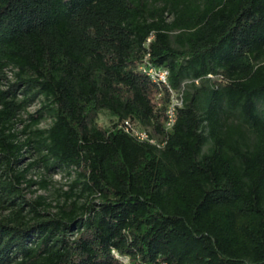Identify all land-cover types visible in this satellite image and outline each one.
Wrapping results in <instances>:
<instances>
[{
  "label": "trees",
  "instance_id": "obj_1",
  "mask_svg": "<svg viewBox=\"0 0 264 264\" xmlns=\"http://www.w3.org/2000/svg\"><path fill=\"white\" fill-rule=\"evenodd\" d=\"M147 65L183 88L168 131ZM36 166L73 176L55 212L23 195ZM113 252L264 264V0H0V264H120Z\"/></svg>",
  "mask_w": 264,
  "mask_h": 264
},
{
  "label": "rangeland",
  "instance_id": "obj_2",
  "mask_svg": "<svg viewBox=\"0 0 264 264\" xmlns=\"http://www.w3.org/2000/svg\"><path fill=\"white\" fill-rule=\"evenodd\" d=\"M39 104V101L35 100L34 103L26 109V113H34L39 108ZM26 113L21 114L23 119L27 118ZM95 120L97 125L100 127H106L108 125V117L104 112H100ZM50 123L51 120L49 118H45L40 122L38 128L45 129L50 125ZM18 128H22V126H19ZM34 159L35 155L27 154L20 168H24L26 165L33 162ZM26 178L27 180L31 179L36 183L31 184L29 187L22 185L25 199L29 202H33L37 200L38 197H43L44 203L50 204L51 208L47 210L49 213L55 212V204L59 201H62V194L69 190V185L73 180V176L69 177L61 172L46 173L41 166H36L31 169ZM41 180L47 181V187H42L43 183ZM6 213L7 212H1L2 215H5Z\"/></svg>",
  "mask_w": 264,
  "mask_h": 264
},
{
  "label": "built area",
  "instance_id": "obj_3",
  "mask_svg": "<svg viewBox=\"0 0 264 264\" xmlns=\"http://www.w3.org/2000/svg\"><path fill=\"white\" fill-rule=\"evenodd\" d=\"M150 39H148V42ZM144 73L149 76L152 80H154L159 86L166 87L169 93V104L165 110V130H170L176 120V111L178 108L182 106L183 102V88H179L174 91L169 87L168 79L169 74L166 69L156 68L152 65H147L143 68ZM183 86V85H182ZM162 88V87H161ZM161 93L157 95V97H161ZM118 129L123 133L129 135L130 137L136 139L140 142H148L152 145H156L157 143L154 139L150 137V135L143 129L139 128L136 124L132 123L130 120H123L118 124ZM114 255L120 261V264H130L128 257H120L117 253L113 252ZM165 264V263H158Z\"/></svg>",
  "mask_w": 264,
  "mask_h": 264
}]
</instances>
